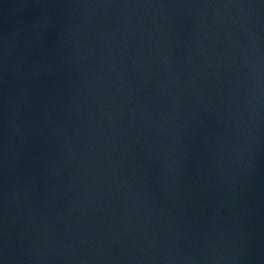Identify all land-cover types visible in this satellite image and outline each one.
I'll use <instances>...</instances> for the list:
<instances>
[{"label": "water", "instance_id": "1", "mask_svg": "<svg viewBox=\"0 0 264 264\" xmlns=\"http://www.w3.org/2000/svg\"><path fill=\"white\" fill-rule=\"evenodd\" d=\"M0 264H264V0H0Z\"/></svg>", "mask_w": 264, "mask_h": 264}]
</instances>
